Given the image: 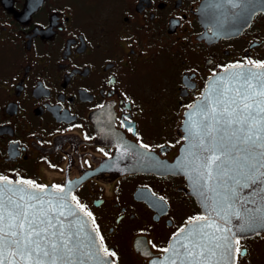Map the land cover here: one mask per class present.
<instances>
[{
	"label": "flooded vegetation",
	"instance_id": "flooded-vegetation-1",
	"mask_svg": "<svg viewBox=\"0 0 264 264\" xmlns=\"http://www.w3.org/2000/svg\"><path fill=\"white\" fill-rule=\"evenodd\" d=\"M206 1L0 0V175L69 190L113 264H150L203 215L184 176L116 155L173 162L208 80L264 62V11L224 31ZM238 239L234 264H264V230Z\"/></svg>",
	"mask_w": 264,
	"mask_h": 264
},
{
	"label": "snow or ice",
	"instance_id": "snow-or-ice-1",
	"mask_svg": "<svg viewBox=\"0 0 264 264\" xmlns=\"http://www.w3.org/2000/svg\"><path fill=\"white\" fill-rule=\"evenodd\" d=\"M226 3L240 8L244 0ZM248 63L251 68L229 66L241 71L213 82L210 94L195 106L198 120L189 114L185 138L191 158L181 166L188 168L205 214L186 222L191 227L179 248L162 250L173 253L166 258L169 264L177 259L180 264H234V253H242L233 248L240 242L233 219L240 221L238 231L264 226V71L253 70L264 69V62ZM71 199L75 206L61 185L49 190L0 175V264H105V256L114 257L107 248L101 256L95 239L85 233L86 222L69 219L78 218L76 208L92 217L75 196Z\"/></svg>",
	"mask_w": 264,
	"mask_h": 264
},
{
	"label": "water",
	"instance_id": "water-1",
	"mask_svg": "<svg viewBox=\"0 0 264 264\" xmlns=\"http://www.w3.org/2000/svg\"><path fill=\"white\" fill-rule=\"evenodd\" d=\"M259 11H264V0H244V4L241 5L240 8H232L231 5L226 3V0H207L203 6V12L202 15L204 18L210 21V19L222 28V30H230L233 28V24L235 22H240L239 25H241V22L250 20L254 14H256ZM211 23V21H210ZM212 24V23H211ZM232 26V27H231ZM250 65H245V68H251ZM254 71H264V69H253ZM241 71V69H231L229 68V71H222L215 75L214 77L210 78L206 84V87L203 91L202 96L195 101V103L192 105V108H189L185 113V119L183 122V131H184V139L185 142L180 148V152L178 156L175 158L173 162H154V156L144 154L141 151H139L140 155H136L132 152H119L118 155H116L115 159L113 160V165L115 169L121 173H132V172H164V173H171L175 175H181L184 176L188 183L189 188L191 190V194L196 199L198 205L201 207L202 214L204 215V209L201 202V197L197 194V192L194 190L193 184L190 181V174L188 168L181 166V161H184L186 159L191 158L190 154V144L189 140L186 139V134L188 131V123H189V114H192L193 120H198L199 115L195 113V106L200 105L203 101V97L207 96L211 92V86L214 81L220 80L221 78H231L232 75L236 72ZM238 86V85H237ZM194 151V149H192ZM154 159V160H152ZM14 182V181H13ZM15 183V182H14ZM19 187H28L26 185L20 184ZM49 190H52V186H48ZM66 192L69 193V202L75 206L76 202L71 199L72 194L69 190L65 189ZM246 195V192H245ZM76 211L78 213L77 217H70L69 219L72 220L75 224H79L80 221H84L85 223V233L87 235H90L95 239L96 246L101 251V256H105V253L103 252V246L101 244V241L99 239V236L97 232L95 231V228L93 226V223L90 219V217L86 216L83 212L80 211L79 208H76ZM240 221L233 219L232 221V230L235 233V237L238 239L240 237H246V236H252L254 234L260 233L264 230V226H261L258 229L250 230V231H238ZM191 227V225L188 223L183 229L185 232L179 231L177 235H175L170 243L167 249H171L173 245H175L177 248L180 247V243L184 241V236L187 230ZM83 235V234H82ZM233 248L235 249V244H233ZM173 256V253L171 251L165 252L162 256L155 258L150 262V264H169V261L166 259L168 257ZM235 256V253H234ZM90 264H94V262H90ZM105 264H113V260L109 256H105ZM177 264H180V260L177 259ZM229 264H232L230 261Z\"/></svg>",
	"mask_w": 264,
	"mask_h": 264
}]
</instances>
